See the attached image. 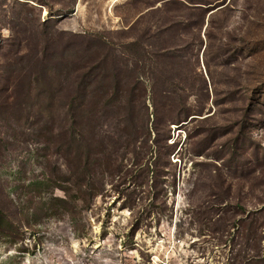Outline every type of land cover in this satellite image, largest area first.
I'll use <instances>...</instances> for the list:
<instances>
[{
  "label": "rangeland",
  "instance_id": "rangeland-1",
  "mask_svg": "<svg viewBox=\"0 0 264 264\" xmlns=\"http://www.w3.org/2000/svg\"><path fill=\"white\" fill-rule=\"evenodd\" d=\"M0 264H264V0H0Z\"/></svg>",
  "mask_w": 264,
  "mask_h": 264
},
{
  "label": "trees",
  "instance_id": "trees-1",
  "mask_svg": "<svg viewBox=\"0 0 264 264\" xmlns=\"http://www.w3.org/2000/svg\"><path fill=\"white\" fill-rule=\"evenodd\" d=\"M0 212H2L1 209H0ZM5 221H7V220H6V217L3 216V214L1 213V216H0V223H3V222H5Z\"/></svg>",
  "mask_w": 264,
  "mask_h": 264
}]
</instances>
